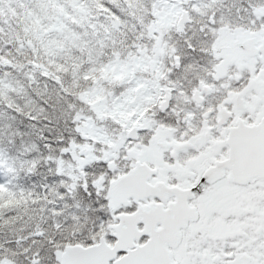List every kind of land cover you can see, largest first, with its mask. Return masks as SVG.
I'll return each instance as SVG.
<instances>
[{"label": "snow or ice", "instance_id": "6c2138e0", "mask_svg": "<svg viewBox=\"0 0 264 264\" xmlns=\"http://www.w3.org/2000/svg\"><path fill=\"white\" fill-rule=\"evenodd\" d=\"M0 264H264V0H0Z\"/></svg>", "mask_w": 264, "mask_h": 264}]
</instances>
